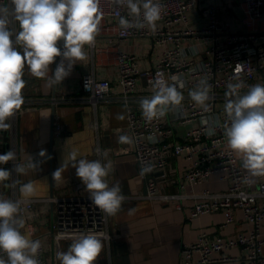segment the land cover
<instances>
[{"label":"built area","instance_id":"2783aa9c","mask_svg":"<svg viewBox=\"0 0 264 264\" xmlns=\"http://www.w3.org/2000/svg\"><path fill=\"white\" fill-rule=\"evenodd\" d=\"M226 1H235L243 14L239 32H231L228 25L222 23L218 0H161L165 8L155 32L147 27L122 29L119 16L133 19L128 15L127 7L101 0L103 18L100 30L95 43L88 46L96 55L107 50L97 45L100 36H115L123 41L145 38L151 41L155 56L151 68H144L130 53L118 52L115 57L117 94L120 95L117 98L127 108L125 131L133 141L134 159L140 170L142 165L153 166L151 172L140 174L146 184V194L137 199L174 203L178 210L182 209L183 202L193 201L191 220L222 214L224 223L221 228L234 224L236 214L240 212L248 227L245 232L232 236L200 234L197 241L182 246L179 264H264V177H259L257 184L252 178L251 183L245 182L247 173L229 148L223 128L227 122L224 112L227 84L242 81L241 94L248 91V86L264 84V0ZM195 13L204 22L201 29L190 24V16ZM202 53L206 60L197 62L196 58ZM157 73H162L169 84H176L184 100L164 117L149 122L137 104L154 94L150 82L157 78ZM173 77L177 79L173 80ZM202 79L211 85L208 112H204L189 96ZM181 83L183 87H180ZM81 90L84 96L80 99L94 108L114 94L110 80L96 78L93 74L81 78ZM64 102L65 97L42 100V103L52 106ZM29 105L25 100L10 119L12 126ZM176 126H189L181 140H177ZM11 132L10 128L0 131V135L6 136ZM56 133L60 134L59 127H56ZM0 154L3 153L0 151ZM181 156L189 161L184 177L190 185H202L212 176H218L226 183L225 190H204L193 195L161 193L160 185L166 179L170 157ZM77 189L81 190V186ZM0 197L4 198L2 190ZM14 200L21 201L19 217L24 220V226L35 216L36 205L56 207L51 232L54 241L74 240L81 233L90 231L102 240H110L108 215L91 203L90 195L45 199L16 197ZM28 231L30 239L41 241L40 264H48L43 237L33 229ZM230 251H238L239 255L230 256ZM0 257L5 258L6 254L0 252Z\"/></svg>","mask_w":264,"mask_h":264},{"label":"crops","instance_id":"0c3cea01","mask_svg":"<svg viewBox=\"0 0 264 264\" xmlns=\"http://www.w3.org/2000/svg\"><path fill=\"white\" fill-rule=\"evenodd\" d=\"M218 6L222 23L228 25L231 32L241 31L243 14L235 1L218 0ZM190 24L195 29L204 26L196 13L190 16ZM97 40L107 50L93 55L91 49L85 46L87 58L73 65L70 75L52 88L47 86L45 79L33 77L27 66L25 67L23 79L26 85L22 94L30 105L17 118L15 125L11 127L12 132L6 136L0 135V151L4 154L12 149L16 153L15 161L0 167L12 169L14 164L27 165L30 157L38 160L39 166L35 170H28L26 174L13 172L8 181L0 183L4 198L45 199L90 195L72 167L71 153L75 151L78 160L99 159L102 163L111 161L112 168L106 179L110 187L118 183L125 197L116 215H108L110 240H102L104 247L95 264H179L182 246L197 241L204 232L210 237L245 232L248 227L240 212H237L234 224L221 228L224 223L222 214L205 215L191 220L193 201L183 202L182 209L178 210L174 203L163 204L137 199L146 194V184L140 178L141 170L134 159L131 144L119 142L121 135H127V108L117 98L120 95L117 94L119 90L116 84L115 57L118 52L130 53L148 69L154 65L155 56L151 50V41L146 38L123 41L115 36H100ZM60 46L62 47V42ZM60 59L57 57L50 66L52 70ZM196 60L204 61L206 56L202 53ZM87 74L108 79L112 83L114 94L96 108L80 99L84 96L81 78ZM51 97H65V102L57 106L42 103V100ZM137 106L140 108V104ZM119 115L124 118L118 119ZM56 127L60 128V134L56 133ZM188 127L176 126L177 140L182 139ZM41 150H46L45 157L39 156ZM105 151L108 153L106 157L102 155ZM235 155L242 168L240 157L236 153ZM62 165L64 171L61 180L53 182L52 172ZM188 166L186 157H170L166 179L160 185V192L168 195H193L204 190H225L227 185L218 176H212L202 185H190L184 177ZM252 180L257 184L259 177ZM28 182L34 185V192L25 195L20 187ZM79 186L81 190L77 189ZM130 210L134 211L130 214ZM55 211L56 207L52 205H36L35 216L21 229L22 234L28 238L29 229L43 237L48 264H61L57 253L66 252L73 242L54 241L52 238ZM229 255L235 257L239 252L230 251Z\"/></svg>","mask_w":264,"mask_h":264},{"label":"clouds","instance_id":"9594fccd","mask_svg":"<svg viewBox=\"0 0 264 264\" xmlns=\"http://www.w3.org/2000/svg\"><path fill=\"white\" fill-rule=\"evenodd\" d=\"M110 2L126 6L128 15L133 18L119 16V26L124 30L147 27L155 32L165 8L161 0ZM102 18L101 0H0V131L11 128L10 119L25 103L22 94L26 85L25 67L33 77L45 79L49 88L61 84L70 75L73 65L87 58L84 48L95 43ZM57 57L61 59L52 70L50 66ZM150 83L154 94L139 102L142 115L149 122L164 117L184 100L177 85L169 84L162 73H157V78ZM243 87L242 81L227 84L224 105L227 122L223 128L229 148L240 157L241 166L246 170L245 182L251 183L250 178L264 177V84L248 86V91L241 94ZM210 90L211 85L202 79L197 88L189 92L192 101L204 112L210 110L207 103ZM119 142L131 144L133 141L121 135ZM102 155L106 157L107 151ZM39 156L45 157L46 150H41ZM15 160L16 153L12 149L0 154V165ZM71 161L76 176L89 191L91 203L106 215H116L125 197L118 183L110 187L106 179L112 168L111 161L78 160L75 151L71 153ZM38 166L39 161L30 157L27 165L14 164L12 169L0 167V183L8 181L13 172L26 174ZM152 170V165H142L141 174ZM63 171L64 165L52 172L53 182L61 180ZM20 191L30 195L34 185L25 183ZM20 205L19 200L0 197V252L7 257H0V264H40L41 241L22 234L25 222L19 217ZM103 247L98 234L81 233L66 252L57 253V259L61 264H95Z\"/></svg>","mask_w":264,"mask_h":264},{"label":"rangeland","instance_id":"374dc122","mask_svg":"<svg viewBox=\"0 0 264 264\" xmlns=\"http://www.w3.org/2000/svg\"><path fill=\"white\" fill-rule=\"evenodd\" d=\"M96 42H97V45H98L99 47H101V45L99 44L98 40H97ZM141 48H142V47H141Z\"/></svg>","mask_w":264,"mask_h":264}]
</instances>
